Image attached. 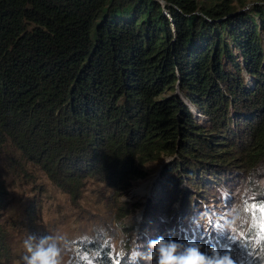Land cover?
<instances>
[{
    "label": "trees",
    "instance_id": "16d2710c",
    "mask_svg": "<svg viewBox=\"0 0 264 264\" xmlns=\"http://www.w3.org/2000/svg\"><path fill=\"white\" fill-rule=\"evenodd\" d=\"M240 4L0 0V159L13 149L76 183L87 154L122 168L165 155L168 181L198 193L227 184L230 164L263 169L264 0ZM6 195L0 168V264Z\"/></svg>",
    "mask_w": 264,
    "mask_h": 264
},
{
    "label": "rangeland",
    "instance_id": "374dc122",
    "mask_svg": "<svg viewBox=\"0 0 264 264\" xmlns=\"http://www.w3.org/2000/svg\"><path fill=\"white\" fill-rule=\"evenodd\" d=\"M245 1L242 10L263 0ZM234 2L241 5L242 0ZM188 103L196 122L210 129V118ZM172 159L134 157L122 168L87 154L78 157L80 178L72 183L62 175L56 181L43 165L10 150L0 159L7 191L1 219L11 246L2 263L23 264V241L30 234L59 233L64 237L62 264H105L106 256L114 264H127L133 248L143 245L140 250L147 251L148 241L160 236L195 241L205 253L218 248L235 264H264V168L253 172L230 164L235 172H226L228 179L222 176L227 184L198 193L190 181H168L165 168ZM199 218L203 228L194 234L190 230Z\"/></svg>",
    "mask_w": 264,
    "mask_h": 264
},
{
    "label": "clouds",
    "instance_id": "9594fccd",
    "mask_svg": "<svg viewBox=\"0 0 264 264\" xmlns=\"http://www.w3.org/2000/svg\"><path fill=\"white\" fill-rule=\"evenodd\" d=\"M64 237L59 233H50L40 237L29 235L23 241L25 254L23 264H62ZM211 247L213 245H210ZM143 245H137L127 254V264H235L228 254L221 250L201 251L195 241L178 242L163 236L149 240L147 251H141Z\"/></svg>",
    "mask_w": 264,
    "mask_h": 264
}]
</instances>
